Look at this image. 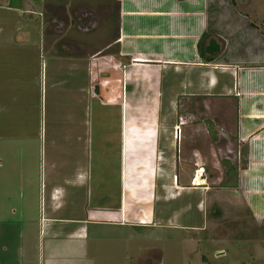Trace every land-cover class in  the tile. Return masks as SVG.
<instances>
[{"label":"rangeland","instance_id":"rangeland-1","mask_svg":"<svg viewBox=\"0 0 264 264\" xmlns=\"http://www.w3.org/2000/svg\"><path fill=\"white\" fill-rule=\"evenodd\" d=\"M214 1L216 4L235 3L243 4L245 9L251 8L249 12L245 10L243 14L237 13L239 17L236 19L242 20L243 16L245 23L264 32V0ZM3 6H9L10 9ZM119 21L117 0H0V264H41V250L47 264L53 259L62 264H264V224L258 223L256 217L247 213L246 200L251 196V191L240 186L235 191L220 189L227 178L224 161L233 164L238 178L249 164V148L236 137L235 108L231 106V114L223 116L217 109H221L222 104L211 97L207 101V109L201 108V115L207 117L204 123L207 132L201 130V133L191 134L190 130L199 125L197 118L200 113L198 106L194 102L190 103L189 109L195 119L183 125L181 118L187 108L180 106L183 93L177 81L174 82L176 105L172 109V118L176 126V140L181 139L182 132L186 137V143H180L182 153L177 155L175 150L176 161L180 162L182 189L174 191L173 195L159 189L163 200L155 201L152 198L155 188L151 187V178L147 179L150 184L141 189L143 195L130 196L129 192L133 188L129 178L132 167L129 164L127 207L132 208V214L129 215L132 225L109 228L98 225L94 227L96 230L93 235L94 228H91L89 242L72 252L77 247L76 242L64 237L56 241L40 237L38 193L43 171L41 165L43 160L44 163L46 161L43 149H47L46 154L50 156L48 160H53V155L49 153L51 147L47 143V134L52 130L49 115L51 96L50 90L45 95L43 79L45 68L50 70L53 64L47 56L50 39L62 37L63 41L58 47L67 43L69 46L72 35L78 37L80 43H93V52L101 54L96 58V68L106 73L114 70L117 63H114L115 58L120 53ZM252 25H249L250 30L243 37L255 35L254 31L257 30L251 28ZM147 28L142 30L144 39L138 40V43L132 42L135 44V47L130 45L134 47L132 50L139 48L141 52H150L151 40L147 36L151 35V29ZM194 35L197 34L183 32L168 59L193 60L186 55L197 54L193 49L201 47L210 33L200 40ZM246 40L251 46L257 45L250 39H241L240 47L245 45ZM159 45L165 52L171 47L169 43L165 47ZM221 52V48L216 46L208 54L201 52L200 57L208 64L225 63L227 60L221 57ZM245 65L249 64H242ZM219 71L217 69L215 74L219 75ZM175 75L176 80L181 77ZM168 78L172 79L173 76L165 71L164 90H143L148 102L156 106L160 105V101L166 102L169 96L165 89ZM127 92L131 99L134 92L131 89ZM108 105L104 95H95V120L91 127L95 134H106L113 130L110 129V123L103 120L107 115L112 117L116 113ZM138 108L141 111L143 106L136 104V110ZM117 109L119 111L118 105ZM157 111L152 105L143 108L145 116L154 117ZM86 131L83 129V132ZM139 131L132 129V132ZM103 137L95 136V166L103 167L105 160L113 159L111 167L114 179V170L118 167L114 164L118 163L120 156L110 157L106 149L102 150ZM187 146L188 155H185ZM194 150L201 151L203 158L192 155ZM191 156H194V160ZM199 158V161L195 160ZM196 165L203 168L207 175V190L189 188L198 169ZM146 173L149 175V172ZM221 178L224 180L220 184L218 180ZM26 180L31 188L23 198L27 191L26 188L24 191ZM253 190L255 197L252 196V199L264 198V187ZM231 196L235 202L229 203ZM27 217L31 220L28 221Z\"/></svg>","mask_w":264,"mask_h":264},{"label":"crops","instance_id":"crops-1","mask_svg":"<svg viewBox=\"0 0 264 264\" xmlns=\"http://www.w3.org/2000/svg\"><path fill=\"white\" fill-rule=\"evenodd\" d=\"M117 2L120 15V53L115 58L114 63H117L114 70L106 73L98 71L96 58L101 54L96 55L95 51L93 52V43H80L78 37L72 35L69 46L67 43L58 47L63 41L62 37L50 39L47 56L53 64L50 70L45 68L43 79L45 95L50 90L51 96L49 115L53 131L47 134V143L48 147H51L49 153L53 155V160H48L50 156L46 154L47 149H43L46 161L44 163L43 160L41 165L43 171L38 193L40 237H49L51 241L64 237L76 242L77 247L71 250L72 252L81 249L83 243L89 242L91 228L98 225L108 228L132 225L129 216L132 214V208L127 207L129 164L132 167L129 178L133 188L129 192L130 196L143 195L141 189L150 184L147 179L151 178V187L155 188L152 198L154 197L155 201L163 200L159 189L166 190V193L171 195L174 191L182 189L180 162L176 161L175 150L177 155L181 152V145L183 141L186 143V137L183 132L181 139L176 140L174 137L176 126L172 109L176 105V81L183 93L180 106L187 108L181 118L183 125L186 126L191 119H195L189 109L190 103L194 102L200 113L197 118L199 125L190 130L191 134L201 133V130L207 132L204 127L207 117L205 118V114L201 115V108L207 109V101L211 100V97L222 104V110L220 107L217 109L223 116L231 114V106L235 108L236 137L249 148L247 169L239 178L237 176L235 182L237 187L251 191V196L246 200L247 213L256 217L258 223L264 224V198L252 199V196L255 197L253 189L264 187V184L261 185L264 179V32L261 33L249 23L257 32L254 31L255 35L252 37H243L247 30H250V26L243 21V16L242 20L236 19L239 17L237 13L243 14L242 11L245 10L249 12L251 8L245 9L243 4L235 3L216 4L217 2L212 0ZM3 7L10 9L9 6ZM147 27L151 29V35L147 36L152 41H149L150 52H141L139 48L132 50L135 47L132 42L138 43V40L144 39L142 30L148 29ZM183 32L197 34L193 37L199 40L206 37L208 32L210 36L203 41L201 47L193 49L197 54L186 55L193 60L187 62L168 59L170 51L174 50V45L178 43V37H181ZM241 39H250L253 44L255 41L257 47L251 46L247 40L244 41L245 45L240 47ZM159 43L163 47L169 43V51H162ZM216 46L221 48V57L227 62L208 64L202 61L200 53L208 54ZM217 69L221 70L219 75L215 74ZM165 71H169L173 76L166 82L165 89L169 96L166 102L160 101V105L156 106L146 100L143 90H164ZM175 74L181 77L176 80ZM129 89L134 92L131 99L127 92ZM95 95H104L111 110H116L112 117L107 115L103 118L105 123H110V129H113L110 133L95 134L91 128L95 120ZM136 104L143 108L152 105L159 111L154 117L145 116L143 108L141 111L140 107L136 110ZM83 129L87 131L83 132ZM132 129L143 130L132 132ZM95 136H104L101 148L103 151L106 149L110 157L120 156V162L114 164L118 165L114 170V179L111 167L113 159L105 160L103 167L95 166ZM187 149L188 146L185 148V155H188ZM191 154L203 158L201 151L194 150ZM194 156H191L192 160ZM200 158L195 160L199 161ZM146 172H149V175ZM223 180L219 179L218 183H223ZM26 182L24 191H27L24 192L23 198L31 188L29 181ZM220 189L235 191L237 188L221 185ZM230 199L229 203L235 202L232 196ZM24 206L23 203V209ZM26 219L31 220L29 217ZM95 230L94 228L92 235ZM53 252L54 257L55 251ZM63 252L66 254V251ZM72 255L74 256V253ZM43 259L41 250V264H47ZM48 264L62 263L53 259L49 260Z\"/></svg>","mask_w":264,"mask_h":264},{"label":"built area","instance_id":"built-area-1","mask_svg":"<svg viewBox=\"0 0 264 264\" xmlns=\"http://www.w3.org/2000/svg\"><path fill=\"white\" fill-rule=\"evenodd\" d=\"M197 166V172L195 173L194 177L191 181V188L193 189H201L207 190L208 189V179L207 175L203 168Z\"/></svg>","mask_w":264,"mask_h":264},{"label":"trees","instance_id":"trees-1","mask_svg":"<svg viewBox=\"0 0 264 264\" xmlns=\"http://www.w3.org/2000/svg\"><path fill=\"white\" fill-rule=\"evenodd\" d=\"M224 166L226 167V181L223 183V186L226 188H237L236 179H237V173L235 168L228 162H223ZM234 180V182L231 183V181Z\"/></svg>","mask_w":264,"mask_h":264}]
</instances>
